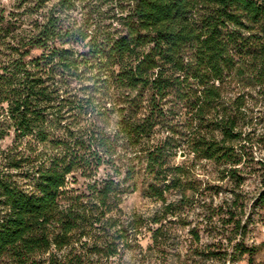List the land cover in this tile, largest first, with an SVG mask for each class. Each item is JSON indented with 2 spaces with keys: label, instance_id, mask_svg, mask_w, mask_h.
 Here are the masks:
<instances>
[{
  "label": "trees",
  "instance_id": "obj_1",
  "mask_svg": "<svg viewBox=\"0 0 264 264\" xmlns=\"http://www.w3.org/2000/svg\"><path fill=\"white\" fill-rule=\"evenodd\" d=\"M263 113L264 0L0 2V264H264L232 214L185 250L166 226L208 189L194 160L238 177ZM139 183L148 215L121 206Z\"/></svg>",
  "mask_w": 264,
  "mask_h": 264
},
{
  "label": "rangeland",
  "instance_id": "obj_2",
  "mask_svg": "<svg viewBox=\"0 0 264 264\" xmlns=\"http://www.w3.org/2000/svg\"><path fill=\"white\" fill-rule=\"evenodd\" d=\"M0 2L6 8H9L14 0H0ZM37 53L38 50L34 49L31 55ZM258 121L255 133L250 131L248 140L244 143V164L240 165L237 178L222 174L210 161H193L196 163V167L200 164L201 169L197 170L199 171L198 176L202 181V185L209 186L202 194L203 196H200V201L182 215L184 224L177 222L180 218L179 216L167 217L168 220H173V222L167 221L166 224L167 227L171 228L170 232L172 235L168 242V249L172 251V247L180 244L185 250L186 247L192 243L194 244L192 241L193 235L190 231L193 226L198 230L200 245L217 242L219 238L224 239L223 236L229 234L232 223H223L224 225H222L218 218H228L229 214H232L233 220L238 219L241 224L245 225L244 235L234 233L235 237H232V244L242 241L245 246L257 245L264 238V207L256 200L258 192L264 189V147L255 143L256 131L259 132L264 127V113ZM249 130L250 127H246V131ZM10 142L11 136H7L1 141V144L5 146ZM186 159L190 160L193 158L191 155L184 157L178 154L175 161L181 162ZM102 172L103 170H101V174ZM135 177L137 180H141L142 176L138 174ZM131 182V180L128 181V183ZM80 183L81 179H79L77 185H81ZM143 184L139 183L136 189L127 193L123 198L121 206L127 214L138 212L148 215L158 204L145 193ZM209 206L214 209L219 208L217 213L209 216V213H211V209H208ZM149 236L150 232L148 231L144 232V236L140 237V244L143 247L150 243ZM166 256L168 260L164 261L165 264H184L183 256L179 259L174 254H166ZM154 258L156 262H163L161 253L154 256ZM254 258L256 261L262 260L264 258V250H258L254 254ZM219 263L217 260H206L198 256L195 261L191 262V264Z\"/></svg>",
  "mask_w": 264,
  "mask_h": 264
}]
</instances>
